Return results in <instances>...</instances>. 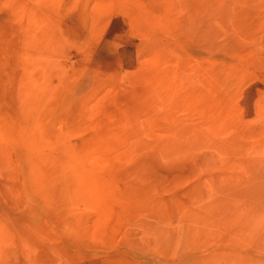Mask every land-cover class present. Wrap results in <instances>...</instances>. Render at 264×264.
Returning <instances> with one entry per match:
<instances>
[{
  "label": "rangeland",
  "instance_id": "374dc122",
  "mask_svg": "<svg viewBox=\"0 0 264 264\" xmlns=\"http://www.w3.org/2000/svg\"><path fill=\"white\" fill-rule=\"evenodd\" d=\"M0 264H264V0H0Z\"/></svg>",
  "mask_w": 264,
  "mask_h": 264
}]
</instances>
